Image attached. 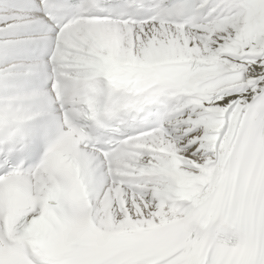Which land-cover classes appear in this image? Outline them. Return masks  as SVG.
Returning <instances> with one entry per match:
<instances>
[{"label": "snow or ice", "instance_id": "1", "mask_svg": "<svg viewBox=\"0 0 264 264\" xmlns=\"http://www.w3.org/2000/svg\"><path fill=\"white\" fill-rule=\"evenodd\" d=\"M0 264H264V0H0Z\"/></svg>", "mask_w": 264, "mask_h": 264}]
</instances>
